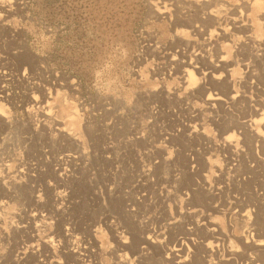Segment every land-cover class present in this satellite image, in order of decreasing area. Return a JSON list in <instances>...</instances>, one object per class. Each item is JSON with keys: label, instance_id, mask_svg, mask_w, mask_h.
I'll use <instances>...</instances> for the list:
<instances>
[{"label": "rangeland", "instance_id": "rangeland-1", "mask_svg": "<svg viewBox=\"0 0 264 264\" xmlns=\"http://www.w3.org/2000/svg\"><path fill=\"white\" fill-rule=\"evenodd\" d=\"M0 2V264H264V0Z\"/></svg>", "mask_w": 264, "mask_h": 264}, {"label": "bare ground", "instance_id": "bare-ground-1", "mask_svg": "<svg viewBox=\"0 0 264 264\" xmlns=\"http://www.w3.org/2000/svg\"><path fill=\"white\" fill-rule=\"evenodd\" d=\"M1 3V2H0ZM256 3H258V4H261L260 2H259V0H256ZM2 4V3H1ZM1 4H0V6H1ZM1 8V7H0ZM233 20V19H232ZM231 20V21H232ZM234 21V20H233ZM232 21V22H233ZM235 22V21H234ZM223 28V27H222ZM224 29V28H223ZM222 30V29H221ZM222 32V31H221ZM224 34V33H223ZM222 35V34H221ZM250 38H252V37H250ZM253 39V38H252ZM255 40V39H254ZM251 41H253V40H251ZM185 72H186V75H187V83L190 85V84H193L194 82H195V78H196V76L194 75V71L192 70V69H185ZM201 74V73H200ZM209 78V75H208V72H202V76H201V79H203V78ZM210 99V98H209ZM214 99H220V98H218L217 96L214 98ZM261 114H263V113H261ZM263 119V116H262V118H260V120H262ZM227 137H229V135L227 136ZM245 216H248L249 217V214H248V212H246L245 214H244ZM256 246H264V241H258V242H256V243H254Z\"/></svg>", "mask_w": 264, "mask_h": 264}]
</instances>
